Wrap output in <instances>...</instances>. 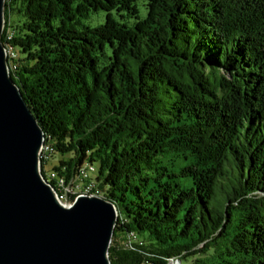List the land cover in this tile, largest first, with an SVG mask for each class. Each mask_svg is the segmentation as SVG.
Listing matches in <instances>:
<instances>
[{
	"label": "trees",
	"instance_id": "trees-1",
	"mask_svg": "<svg viewBox=\"0 0 264 264\" xmlns=\"http://www.w3.org/2000/svg\"><path fill=\"white\" fill-rule=\"evenodd\" d=\"M1 38L52 170L122 217L111 264H264V0H7Z\"/></svg>",
	"mask_w": 264,
	"mask_h": 264
},
{
	"label": "water",
	"instance_id": "water-1",
	"mask_svg": "<svg viewBox=\"0 0 264 264\" xmlns=\"http://www.w3.org/2000/svg\"><path fill=\"white\" fill-rule=\"evenodd\" d=\"M6 1L0 0V264H111L121 217L114 202L83 195L67 206L42 173L46 135L11 77L1 38Z\"/></svg>",
	"mask_w": 264,
	"mask_h": 264
},
{
	"label": "built area",
	"instance_id": "built-area-1",
	"mask_svg": "<svg viewBox=\"0 0 264 264\" xmlns=\"http://www.w3.org/2000/svg\"><path fill=\"white\" fill-rule=\"evenodd\" d=\"M7 37L9 39V33H7ZM6 53H11L13 57V51H9V49H6ZM46 142V140H45ZM53 151V147L50 144V149L47 151V156L44 157V162H49L51 160V152ZM93 170L92 165L84 166L80 169L78 175L70 179L69 181V195H68V205H72L75 200L79 196H94V195H102L100 190L97 188L96 184L89 179V171ZM47 178H55L56 183L60 185L61 181V175L56 173V171L50 170L47 173ZM140 236L136 232H130L127 240L125 241V244L128 245L129 248H133V244L140 241ZM169 264V258L167 259Z\"/></svg>",
	"mask_w": 264,
	"mask_h": 264
},
{
	"label": "bare ground",
	"instance_id": "bare-ground-1",
	"mask_svg": "<svg viewBox=\"0 0 264 264\" xmlns=\"http://www.w3.org/2000/svg\"><path fill=\"white\" fill-rule=\"evenodd\" d=\"M8 32V31H7ZM6 47V49H9V51H13L11 48H9V47H7V46H5ZM15 51H13V57L15 56ZM7 56H8V59L10 58V57H12V55H11V53H7ZM10 60V59H9ZM9 65L11 66L12 64H10V61H9ZM13 66V65H12ZM46 143L44 142V144H43V147L41 148V150L39 151V157H40V160H41V163H42V157L41 156H47V151H49V149H50V146H48V145H45ZM55 178H51L50 180H54ZM56 180V179H55ZM48 182H49V180H48ZM55 183H56V181H55ZM53 187H54V189H55V191H56V197L58 198V200L61 202V203H63V204H65V205H67V206H69L68 205V203H64V202H62L61 201V198H63V195H68L69 194V181H67L66 180V178L65 177H62L61 176V181H60V185H58L57 183H56V187H58V188H60L61 190H62V196H59L60 194L58 193V191L56 190V187H55V185H53ZM169 264H181V262H180V260L178 259V258H176V257H174V258H169Z\"/></svg>",
	"mask_w": 264,
	"mask_h": 264
},
{
	"label": "rangeland",
	"instance_id": "rangeland-1",
	"mask_svg": "<svg viewBox=\"0 0 264 264\" xmlns=\"http://www.w3.org/2000/svg\"><path fill=\"white\" fill-rule=\"evenodd\" d=\"M58 159L56 156L51 159L47 165L45 166V171L48 173L50 170H52L53 166L58 164ZM180 168V165H177V169ZM185 179V178H184ZM190 182V181H189ZM63 194H61L60 196H62ZM69 195V194H68ZM68 195H63V198H61V201L64 203H68ZM183 264H188L185 260L183 261Z\"/></svg>",
	"mask_w": 264,
	"mask_h": 264
}]
</instances>
